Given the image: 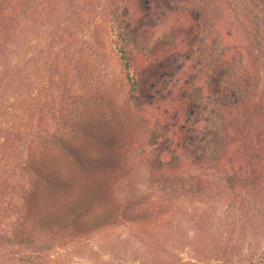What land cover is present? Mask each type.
Wrapping results in <instances>:
<instances>
[{
  "label": "rangeland",
  "instance_id": "1",
  "mask_svg": "<svg viewBox=\"0 0 264 264\" xmlns=\"http://www.w3.org/2000/svg\"><path fill=\"white\" fill-rule=\"evenodd\" d=\"M114 2L126 6L135 34L128 46L130 76L152 93V106L137 107L130 101L131 80L112 43L110 11ZM161 2L43 0V13L33 15L30 32L19 36L17 53L4 57L0 68V187L15 189L0 193V264H163L165 249H171L177 258L192 260L187 240L194 231L184 215L187 210L152 226L100 224L110 221L117 185L126 194L127 184L142 188L149 175L152 181L159 180L162 173L174 177L166 168L147 169L179 167L173 141L168 142L169 150L163 147L165 126L171 124L174 113L185 112L192 98L207 96L211 42L219 38L227 45L243 43L251 19L249 9L263 17L264 11L258 0H168L173 11L161 7ZM196 9L204 13L202 23L192 15ZM187 33L192 34L190 44L184 41ZM64 36L66 153L51 141L39 147L31 136L15 152L9 146L16 142L7 140L8 132L28 130L26 125L38 120V116L32 119L33 112L26 118L24 108L31 97L50 88L47 80L52 75L46 72L45 63L55 57ZM52 46L56 50L50 56ZM40 47L45 52L38 53ZM152 70L158 72L157 82L152 80ZM27 160L56 167L66 187L37 185L25 169ZM118 173L123 180H116ZM96 193L107 199L93 200L90 209L70 220V209ZM212 211L216 230L226 223L231 226L224 227L225 234L234 229L236 214L215 204ZM75 225L90 229L81 227L72 236L70 226ZM53 230L65 240H57L44 251L17 245L23 237L50 235Z\"/></svg>",
  "mask_w": 264,
  "mask_h": 264
},
{
  "label": "trees",
  "instance_id": "2",
  "mask_svg": "<svg viewBox=\"0 0 264 264\" xmlns=\"http://www.w3.org/2000/svg\"><path fill=\"white\" fill-rule=\"evenodd\" d=\"M42 1L0 0V68L4 66L6 55L17 53L18 38L30 32L33 15H42ZM114 4L110 11L112 43L125 66L127 78L131 80L130 101L137 107L152 106L153 102L149 101L152 93L130 76L128 46L135 40V34L129 25L126 6ZM258 4L264 11V0H258ZM160 5L173 11L168 0H162ZM255 11L254 8L249 9L251 19L245 27L243 43L227 45L219 38L211 42L207 96L192 98L185 112L180 115L174 113L171 124L165 126L163 147L169 150L168 142L173 141L175 152H179L175 157L179 167L147 169L166 168L174 177L162 173L159 180L152 181L153 176L149 175L143 180L142 188L127 184V195L122 192V185H117L113 190L114 198L111 197L114 206L112 215L107 218L110 221L100 224L115 226L131 222L152 226L161 220L169 221L187 210L184 215L192 224L194 236L189 235L186 240L193 258L185 261L177 258L171 249H165L163 264H264V17ZM192 15L196 22H203L204 13L200 9ZM191 37L192 34L187 33L185 43L190 44ZM65 38L56 47L59 50L55 57H50L45 63L46 72L52 75L47 80L50 88L45 87V92L31 97L27 108H24L26 118H30L28 112H33L32 119L38 116V120L35 124L28 123V130L13 128L8 132L10 139L7 140L16 142L9 146L15 152H18L19 143L31 136L39 147L51 141L66 153ZM45 49L40 47L38 53L45 52ZM50 50L51 56L55 46ZM153 71L150 72L152 80L157 82L158 72ZM155 135L156 132L152 134ZM26 164V171L37 185L66 187V180L60 177L56 167L34 165L29 160ZM121 175L117 174V181L123 180ZM11 189L15 186H2L0 193ZM103 198L106 196L96 193L79 206L72 207L68 213L70 220L75 221L81 211L90 209L93 200ZM214 204L223 206L226 213L236 214L234 229L229 233L224 231V227L231 226L228 223L219 230L214 228ZM101 220L106 221L104 218ZM81 227L89 228L70 226L72 236L80 233ZM46 233L23 237L17 245L44 251L57 240L64 239L63 234L54 230L50 235ZM22 256L25 258V254Z\"/></svg>",
  "mask_w": 264,
  "mask_h": 264
}]
</instances>
